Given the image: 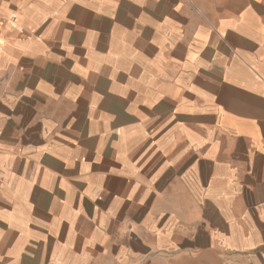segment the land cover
Segmentation results:
<instances>
[{
  "label": "crops",
  "instance_id": "1",
  "mask_svg": "<svg viewBox=\"0 0 264 264\" xmlns=\"http://www.w3.org/2000/svg\"><path fill=\"white\" fill-rule=\"evenodd\" d=\"M0 264H264V0H0Z\"/></svg>",
  "mask_w": 264,
  "mask_h": 264
}]
</instances>
